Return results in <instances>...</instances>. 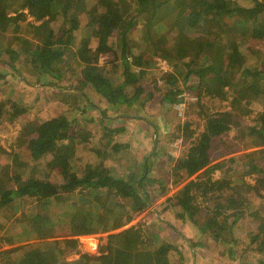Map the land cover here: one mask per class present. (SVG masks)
<instances>
[{
    "label": "trees",
    "instance_id": "obj_1",
    "mask_svg": "<svg viewBox=\"0 0 264 264\" xmlns=\"http://www.w3.org/2000/svg\"><path fill=\"white\" fill-rule=\"evenodd\" d=\"M8 1L0 0V30L19 34L25 20L32 17V20L41 22L37 28L41 30L42 36L36 42L28 36H21L19 45L9 43L0 54L1 63L10 67L13 75L24 82H43V75H49L56 82L45 84L56 86L60 81L73 78L64 76L62 70L66 61L64 57L69 56L66 64L71 65V56L72 62L80 66L77 79L79 85H75L74 89L81 93L74 96L76 103L81 97L87 103H92L93 98L88 93L90 89L112 107L126 105L142 108L149 101L152 93L145 99L140 97L144 90L141 81L148 68L143 67L147 62L139 53L142 47H137L135 42L133 44L134 39L130 35L135 27H141L149 35L153 54L157 51V54L167 59L171 67L179 66L182 69L183 87L179 84L178 76L167 71L165 83L159 88H167L162 100L168 104L167 109H172L173 104L182 101V94L186 90H197L198 108L206 113L204 131L200 134L199 142H195L189 148V153L183 155L177 164L176 159L170 158L176 183L203 169L196 178L187 181L175 196L180 207L178 218L213 235L226 247L229 259L233 258L235 253L230 249V244L238 238L235 236V228L241 227L239 220L243 217V210L235 208L229 212V206L233 205V208L236 205L235 199L229 200L227 205L218 200L213 207L208 205L210 210L213 209L203 222H199L196 217L201 205H195L197 196L194 191H200L206 200L209 193L232 188L240 180L239 175L254 173L261 174L257 181L264 188V169L253 158L242 161L238 156H232L209 164V146L213 138L236 129L243 138L252 137V143L246 145H264V110H257L258 105L264 107V0H183L178 7H175L172 0H135L123 19L119 14L125 9L120 0H29L27 11L5 17L3 9ZM166 23L169 27H175L176 38L170 47L156 46L154 31L162 33ZM31 24L32 21L27 26ZM82 27L86 29L85 35L78 41ZM120 27L124 29L120 30ZM118 30L119 36L115 37L114 33ZM93 36L99 39L95 48L89 45ZM180 50L182 53L178 56ZM113 52H116V57L113 56L105 63L100 62L101 55ZM245 55L249 59L242 62ZM117 61V74H112L115 71L109 68L110 63ZM257 61L259 64L253 66L252 63ZM150 63L155 65L154 61ZM16 64H22L24 71L17 69ZM8 75L7 71L0 69V81ZM190 79H193V84L187 85ZM209 100L214 103L226 101L227 105L223 109L214 105L216 108L212 109L208 106ZM5 107V103L0 101V116L6 111ZM254 113L258 123L244 127L243 118ZM105 114L103 110L101 115ZM32 127L26 146L29 158L25 163L21 162L19 168L24 170L16 172L10 164L0 165V208L9 218H15L21 210L22 221L27 227L17 229L15 235L20 240L30 242L0 250V264H171L168 253L172 249L171 244L156 237L153 240L144 236L138 225L109 234L99 255L68 260L63 248H74L77 240L51 238L58 224L63 227L68 222L72 236L111 231L132 221L135 213L151 204V199L141 189L143 181L139 185L129 175H113L109 168L91 170L83 178L69 172L68 180L58 184L47 183L39 177L40 164L36 161L55 150L58 143L74 138L72 122L66 115H60L37 120ZM189 128L190 123L185 122L180 127L181 133L174 135L189 137L192 135ZM124 129L120 127L116 130ZM156 152L150 158L156 157ZM238 163L242 164L240 169L233 167ZM142 164L146 166V163ZM182 169H188L187 175H183ZM216 171L230 174L228 176L231 178H214L213 173ZM143 174L147 175L146 168ZM58 190L68 195L72 192L70 198H75V201L65 204V201L55 196ZM257 192L262 196L258 187ZM112 193L116 199L113 206H108L103 199ZM53 198L55 202L51 201ZM125 199H130V202H124ZM32 200L46 208L51 205L47 208L50 211L43 215L39 209L29 208L28 204ZM95 200L103 207L101 213L92 210V202ZM34 219L36 224L32 227L28 221ZM262 222L253 237V243L264 252L263 219ZM164 224L176 228L175 225ZM31 230H35V234L41 230L43 234L33 235ZM33 236H38L40 240L31 241L35 238ZM11 237L3 240L15 243L16 239ZM191 244L194 246L193 241Z\"/></svg>",
    "mask_w": 264,
    "mask_h": 264
},
{
    "label": "rangeland",
    "instance_id": "obj_2",
    "mask_svg": "<svg viewBox=\"0 0 264 264\" xmlns=\"http://www.w3.org/2000/svg\"><path fill=\"white\" fill-rule=\"evenodd\" d=\"M28 1L9 0L3 9L4 16L14 15L23 10L27 11ZM120 1L125 9L119 14L120 18L123 19L128 12L130 4L134 3L135 0ZM182 1L172 0V3L175 7H178ZM32 19V17H28L25 20L19 34H14L10 30H0V54L3 53V49L11 42H13V45H19L21 42L19 38L21 36H28L35 42L41 39L42 32L37 28L41 22ZM31 21L32 24L28 27L27 25ZM165 26L162 27V33L160 34L159 30L154 31V45L170 47L173 44L177 35L175 27H169L168 23ZM56 27L62 26L57 24ZM123 29V27H120V30ZM85 30V28L81 29L78 41L81 37L84 38ZM120 30L114 33L115 37L119 36ZM130 35L134 39L133 44L135 42L137 47H142L139 53L143 55L144 61L147 62L143 67L145 69L148 68L147 74L144 75L141 81L144 90L140 97L145 99L149 93H152V96L148 98L149 101L142 108L126 105L112 107L106 104L92 89L88 90L90 97L93 98L92 103H87L82 97L76 103L74 96H79L78 94L81 93L79 90L74 89L75 85H79V80L77 79L79 77L80 66L72 62L71 56V65L66 64L69 56L64 57L66 61L63 63L64 67L62 70L64 76H73V78L60 81L55 84L56 86L45 84L47 82H56V79L51 78L49 75H43V82L39 83L20 80L13 75L10 67L1 63V58L0 69L7 71L9 75L6 79L0 81V101H3L6 105V111L0 116V165L10 164L16 172L23 171L24 169L19 168L22 165L21 162L25 163L26 159L29 158L26 146L32 133L33 123L37 120L66 115L72 122L74 138H68L58 143L55 150L50 151L45 158L36 161L40 164L39 177L47 183L58 184V182L62 183L69 179V172H74L80 178H83L91 170L100 171L109 168L113 175H129L139 185L143 181L141 189L145 192L148 191L151 199V204L143 211L135 213L132 221L111 231L72 236L71 227L68 222L63 227L58 224L51 238H72L77 240V245L74 248L70 246L63 248L66 258L68 260H77L82 256L99 255L101 253V246L108 241L109 234L138 225L141 227L142 233L145 234L144 236L150 237L153 240L156 237L175 245L176 250L181 251L182 257L186 259L183 263L187 264L190 255L179 234L183 232L185 234L184 237H187L188 234H192L197 228L193 227L189 222H183L178 218L180 207L177 205L175 196L187 181L196 178L197 174L203 171V169L176 183L174 182L176 177L173 176L171 167L173 162L170 158L176 159L177 164L183 155L189 153V148L195 142H199L200 134L204 131V115L206 111L198 108L199 96L197 90H186L182 94V101L173 104L172 109H167L168 104L162 100V95L167 88L165 87L164 90H160L159 88L165 83L167 71L174 72L178 76L179 84L183 87L184 72L181 68H178L179 66L171 67L167 59L157 54V51L156 54L152 53V45H149L151 43L149 35L141 27L133 28ZM98 42L99 39L93 36L89 41V45L95 48ZM177 53L179 56L182 51L180 50ZM113 56H117L116 52L101 55L100 62L105 63L106 60L112 59ZM244 59L247 61L249 57L245 55L241 61L244 62ZM151 61H154L155 65L151 64ZM112 63H110L109 68L111 71H115L112 74H117L118 61ZM258 64V61L252 63L253 66ZM21 65L16 64L15 66H17V69L24 71ZM74 70H76V73H73ZM155 82L158 83L155 84ZM192 84L193 79H190L187 85ZM38 86H40L39 89ZM209 101L208 106L212 109L216 107H222L223 109L227 105L226 101L216 103L212 100ZM262 102L264 104V101ZM214 105L216 106L215 108ZM103 110L106 112L105 116L101 115ZM257 110H264L263 105H258ZM255 116L256 113L251 114V116L246 115L242 120L244 127L257 124ZM185 122L190 123L191 128L189 130L192 131V135L189 137L185 135L175 136L174 133L180 132V127ZM120 127H125V129L117 131L116 129ZM249 142L252 143V137L243 138L237 129L231 133L213 138L209 146V164L229 159L232 156H238L242 161H249L253 158L254 162L264 169V145H246ZM155 152L156 157L150 158ZM14 156H17V158ZM54 159L55 161H53ZM203 159L205 158L203 157ZM143 162L146 163V166H143ZM233 167L240 169L242 164L238 163L237 165H233ZM145 168L147 175L143 174ZM181 172L183 175H187L188 169H182ZM228 175L230 176V174L220 171L213 173L214 178L229 177ZM239 176L240 180L235 182L232 188H224L209 193L206 200H204L205 195L195 190L194 193L197 197L194 203L195 205H201V210L196 218L199 222H203L206 215L213 209L210 210V207H213L216 201L220 200L227 205L229 200L235 199L237 202L233 208V205L228 203L230 205L229 212L237 208L238 211L243 210L244 214L242 219L239 220L242 223L241 227L235 228V236L238 238L230 244V249L235 254L231 259H229L230 256L226 257V262L228 264H264V252L257 249L258 247L253 243V237L261 228L263 224L262 219L264 220V188H261L257 181V177H260L261 174L254 173L252 175ZM257 187L260 189L262 196L257 194L259 193L257 192ZM71 193L69 192L68 195V193L58 190L57 193L55 192V196L59 200L65 201V204L68 205V203L75 201V198H70L73 194ZM66 196L68 197L66 198ZM115 199L112 193L108 195V198H104L103 202L108 206H113ZM51 201L55 202L54 198ZM123 201L130 202V199ZM38 203L32 200L28 206L29 208L39 209L38 211L43 215H45L46 211H50L47 208H50L51 205L48 204L49 206L46 208L45 205L42 204L40 206ZM92 204V210L96 213H101L100 211L103 210V207L99 205V201L95 200ZM53 208H56L54 204ZM25 210L28 212L27 209ZM16 217L20 219H15ZM15 218H9L4 214L3 208H0V250L30 242L20 240L15 235L17 229L27 227L22 221L23 215L21 214V210L16 214ZM28 222H31L29 225H32V227L36 224L35 219ZM164 223H168L170 226L175 225L176 228L168 227ZM30 232L38 236H42L43 234L41 230L40 233L37 231V234H35V230H31ZM10 236L16 239L15 243H8L3 240V238ZM38 236H33L35 238L31 241L40 240ZM179 239L178 248L174 243ZM181 244L183 245L182 250Z\"/></svg>",
    "mask_w": 264,
    "mask_h": 264
},
{
    "label": "crops",
    "instance_id": "obj_3",
    "mask_svg": "<svg viewBox=\"0 0 264 264\" xmlns=\"http://www.w3.org/2000/svg\"><path fill=\"white\" fill-rule=\"evenodd\" d=\"M179 235L190 255L187 264H228L226 257L229 256V253L226 251V247L210 233L202 232L197 228L192 234H188L187 237H184L185 234L180 233ZM190 240L193 241L194 246H192ZM179 242L180 239L176 240L174 244L178 247ZM170 244L172 249H169L168 253L171 264H185L183 262L186 259L182 257L181 251H177L175 245L171 242ZM182 247L183 245L181 244V250Z\"/></svg>",
    "mask_w": 264,
    "mask_h": 264
},
{
    "label": "water",
    "instance_id": "obj_4",
    "mask_svg": "<svg viewBox=\"0 0 264 264\" xmlns=\"http://www.w3.org/2000/svg\"><path fill=\"white\" fill-rule=\"evenodd\" d=\"M145 193H146V195H147V196L150 198L149 192H148V191H146Z\"/></svg>",
    "mask_w": 264,
    "mask_h": 264
},
{
    "label": "built area",
    "instance_id": "obj_5",
    "mask_svg": "<svg viewBox=\"0 0 264 264\" xmlns=\"http://www.w3.org/2000/svg\"><path fill=\"white\" fill-rule=\"evenodd\" d=\"M183 104V103H182Z\"/></svg>",
    "mask_w": 264,
    "mask_h": 264
}]
</instances>
